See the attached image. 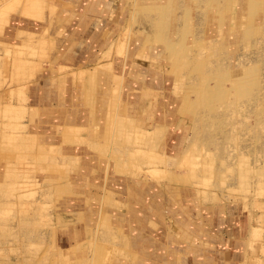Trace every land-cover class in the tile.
I'll return each instance as SVG.
<instances>
[{
	"label": "rangeland",
	"instance_id": "obj_1",
	"mask_svg": "<svg viewBox=\"0 0 264 264\" xmlns=\"http://www.w3.org/2000/svg\"><path fill=\"white\" fill-rule=\"evenodd\" d=\"M152 1L0 0V264H264V0Z\"/></svg>",
	"mask_w": 264,
	"mask_h": 264
},
{
	"label": "crops",
	"instance_id": "obj_2",
	"mask_svg": "<svg viewBox=\"0 0 264 264\" xmlns=\"http://www.w3.org/2000/svg\"><path fill=\"white\" fill-rule=\"evenodd\" d=\"M94 1V0H92ZM63 2V1H62ZM58 5V4H57ZM80 6H86V1L84 4H80ZM225 222L222 224V228H217L215 232L213 231H208L209 235H212L214 237L217 236L218 242H212V241H204V242H199L198 247L199 252L194 253L193 255H185L184 253H180L176 251V249H173V252H170L168 250V244L170 243L169 240L165 241H160L157 240L156 237L152 238L154 239L157 244L159 245V250H161V254H155L151 253L148 250V253L144 251V246L143 242L147 240L146 237L147 234L142 233V240L140 243L137 242H128V257H129V264H169L170 258L168 257V254L165 252V250L169 251L168 253L171 255L173 254L180 260L181 257L188 258L189 264H200V261H203L204 259L206 260H213L215 261L214 263L212 262L211 264H217L218 259L222 258H228L231 262H236L235 264H239L241 262V253L237 254L236 252H232L231 248L233 246V243L239 242L238 238L233 237L234 234L236 236L241 235L242 232V227L240 226V217L238 215L232 214L230 216H225ZM219 229V230H218ZM145 238V239H144ZM161 238H163L161 236ZM148 242H153L148 241ZM191 242V246H192ZM194 244V243H193ZM239 244V245H240ZM194 246V245H193ZM220 246V247H219ZM218 248H222L221 251H218ZM163 253V255H162ZM231 257V258H230ZM131 260H134L135 262H132ZM225 262V260L223 259ZM203 264V263H201ZM229 264V263H228Z\"/></svg>",
	"mask_w": 264,
	"mask_h": 264
},
{
	"label": "bare ground",
	"instance_id": "obj_3",
	"mask_svg": "<svg viewBox=\"0 0 264 264\" xmlns=\"http://www.w3.org/2000/svg\"><path fill=\"white\" fill-rule=\"evenodd\" d=\"M152 2L153 3L150 4L151 8H153V10H155V11H159V10H156L157 6H155V5H157V3H159V0H153Z\"/></svg>",
	"mask_w": 264,
	"mask_h": 264
}]
</instances>
